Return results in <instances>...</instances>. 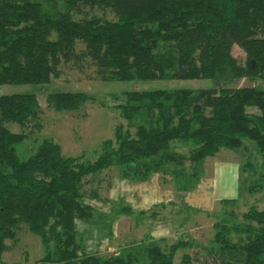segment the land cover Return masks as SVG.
<instances>
[{"label": "trees", "instance_id": "1", "mask_svg": "<svg viewBox=\"0 0 264 264\" xmlns=\"http://www.w3.org/2000/svg\"><path fill=\"white\" fill-rule=\"evenodd\" d=\"M234 45L244 51L243 61L232 54ZM85 58L103 80L212 78L215 85L126 91L116 107L135 131L116 128L115 142L105 140L93 161L64 156L47 139L20 158L16 145L24 134L7 123L24 125L34 117L38 97L32 91L1 94L0 257L5 240L25 223L45 246L32 264H174L189 240L167 250L150 241L118 253H88L77 219L108 231L112 223L96 219L104 210L86 199L112 203L115 215L133 209L102 198L96 187L86 193L84 184L117 167L131 181L171 175L186 191L200 178L206 157L236 150L244 139L260 154L264 179V88L257 83L264 82V0H0V84H44L58 76L62 63L82 70ZM241 79L247 83L238 85ZM87 99L83 91L46 95L57 110L77 109ZM252 164L248 159L242 170L254 173ZM243 217L244 224L217 226L219 257L200 264H264V206H251ZM231 231L245 236L231 241ZM0 264L9 263L0 258Z\"/></svg>", "mask_w": 264, "mask_h": 264}, {"label": "rangeland", "instance_id": "2", "mask_svg": "<svg viewBox=\"0 0 264 264\" xmlns=\"http://www.w3.org/2000/svg\"><path fill=\"white\" fill-rule=\"evenodd\" d=\"M106 16L112 18V14L106 13ZM83 48L81 42L76 43L77 51ZM232 54L238 60H244L245 53L239 46L232 47ZM83 62L82 70L69 63L60 64L58 76L44 84H0V95L32 91L38 97L39 108L34 117L29 118L24 125L7 123L11 131L24 134V139L16 145L20 158H27L47 139L58 144L64 156H78L82 161H93L105 140L115 142L116 128L121 126L123 131H135L120 116L116 107L124 102L126 91L205 88L215 85L212 78L103 80L87 58ZM237 83L246 84L247 80L241 79ZM257 83L264 88V82L260 79ZM53 90L83 91L90 99L77 109L57 110L46 100V95ZM178 149L183 152L188 150L184 145ZM220 150L205 158L200 178L184 192L178 190L171 175L161 173H154L143 181H131L121 177L117 167H110L94 177H88L89 181L85 182L83 189L86 193L91 187H96L102 198L123 200L130 204L133 213L115 215L110 211L112 203L86 199L96 205L98 211L104 210L103 216L100 217L98 213L95 215L96 219L102 224L112 223L108 231L107 227L105 230L100 229L83 222L81 218L77 219L78 235L83 238L86 251L102 255L118 253L128 244L150 241L157 242L167 250L171 243L181 239L189 240V245L177 250L174 264H200L204 257H219L217 226L244 224L246 220L243 215L251 206L258 209L264 206V179L259 174L262 158L254 143L244 139L242 146L236 150ZM248 159L255 167L254 173L248 168L236 172L234 164L239 161L243 167ZM225 161L235 162L229 171L220 169L221 165H218ZM235 173L236 177L233 176ZM253 183L254 189L249 191ZM225 198L234 201L226 204L222 202ZM240 235L245 236L231 231L228 238L236 241ZM5 243L7 247L0 257L4 263L32 264L45 254L41 237L31 232L25 223L20 224L14 239L7 238ZM184 255L189 261H182Z\"/></svg>", "mask_w": 264, "mask_h": 264}, {"label": "crops", "instance_id": "3", "mask_svg": "<svg viewBox=\"0 0 264 264\" xmlns=\"http://www.w3.org/2000/svg\"><path fill=\"white\" fill-rule=\"evenodd\" d=\"M222 150H224V149H222ZM221 150H219L218 152H220ZM217 152V153H218ZM216 153V154H217ZM214 158H218V157H214ZM221 158V157H220ZM235 162H223V163H220V164H218V165H221L220 166V169H224V170H230V169H232V167H233V164H234ZM234 167H235V169H236V172H238L239 173V171H241L242 170V166H241V164H240V162L238 161L237 163H235L234 164ZM221 171V170H220ZM234 177H236V173L233 175ZM215 177V176H214ZM216 179V178H215ZM213 180H214V178H213ZM235 180V179H234ZM184 192V191H183ZM123 201V200H122ZM126 204H128V203H126ZM128 205H130V204H128ZM131 206V205H130ZM132 207V206H131Z\"/></svg>", "mask_w": 264, "mask_h": 264}]
</instances>
